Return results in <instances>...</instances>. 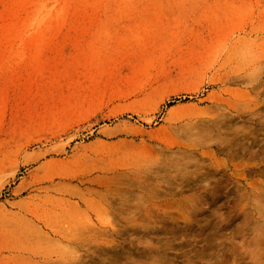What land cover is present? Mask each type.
I'll list each match as a JSON object with an SVG mask.
<instances>
[{"label":"rangeland","instance_id":"374dc122","mask_svg":"<svg viewBox=\"0 0 264 264\" xmlns=\"http://www.w3.org/2000/svg\"><path fill=\"white\" fill-rule=\"evenodd\" d=\"M67 1L160 35L5 109L0 264H264V0Z\"/></svg>","mask_w":264,"mask_h":264},{"label":"bare ground","instance_id":"6f19581e","mask_svg":"<svg viewBox=\"0 0 264 264\" xmlns=\"http://www.w3.org/2000/svg\"><path fill=\"white\" fill-rule=\"evenodd\" d=\"M131 1L79 2L104 7ZM67 2L0 0V121L7 108L10 109V117H17L20 111L29 113L61 101L66 83L74 82L76 77L92 71L100 62L113 56L141 54L154 45L160 35L156 29L139 24L129 25L121 33L116 29H98L93 34L87 22L90 18L87 10H73L66 5ZM127 12L124 8L116 10L120 14ZM77 18L83 19V22L74 21ZM150 18L148 13L139 16L146 21ZM164 19L170 18H159ZM85 34L93 35L94 41L77 39ZM69 35L76 37L68 43L55 39ZM101 37H116L118 41L114 45L106 44Z\"/></svg>","mask_w":264,"mask_h":264}]
</instances>
